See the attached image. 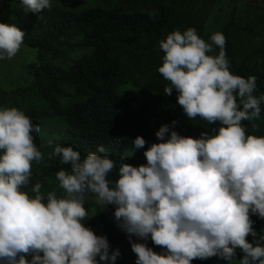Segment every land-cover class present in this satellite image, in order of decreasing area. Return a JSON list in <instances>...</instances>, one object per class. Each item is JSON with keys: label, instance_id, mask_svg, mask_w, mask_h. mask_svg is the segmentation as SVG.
I'll return each mask as SVG.
<instances>
[{"label": "clouds", "instance_id": "obj_1", "mask_svg": "<svg viewBox=\"0 0 264 264\" xmlns=\"http://www.w3.org/2000/svg\"><path fill=\"white\" fill-rule=\"evenodd\" d=\"M21 3L25 13L52 7L50 0ZM24 37L15 25L0 23V60L12 59ZM210 41L192 27L170 32L159 42L158 72L170 83L165 96L175 90L190 120L200 117L217 126L192 138L174 130L178 120L162 125L155 133L161 142L143 153L146 164L133 166L118 157L113 183L107 177L116 162L103 145L81 158L73 147L57 144L49 159L70 165L56 173L63 195H45L40 182L24 190L32 163L43 160L32 135L40 127L15 107L0 108V264H115L119 249L110 252L107 237L82 223L88 216L86 193L103 206L114 205L117 225L130 237H150L165 250L158 254L130 239L135 264H191L214 256L233 264L237 249L243 253L239 264H264V234L251 219H264V136L246 134L242 124L259 118L264 93L254 95V75L230 71L222 33H213ZM214 46L219 52L211 55ZM145 143L141 136L133 141L137 149Z\"/></svg>", "mask_w": 264, "mask_h": 264}, {"label": "trees", "instance_id": "obj_2", "mask_svg": "<svg viewBox=\"0 0 264 264\" xmlns=\"http://www.w3.org/2000/svg\"><path fill=\"white\" fill-rule=\"evenodd\" d=\"M54 1L63 6L72 3L80 9L52 6L51 10L33 14L25 13L21 0H2L9 25L23 31V44L36 50V60L27 65L32 80L11 90L0 88V108L15 107L40 127L32 135L44 160L33 173L31 187L46 177H56L61 169L70 170V165L61 164L59 157L49 159L48 154L57 144L73 147L81 158L103 145L109 158L116 162L107 177L113 183L118 179V157L125 156V163L133 166L146 164L143 153L152 143L161 142L155 133L162 125L178 120L174 130L192 138H199L201 132L217 126L200 117L190 120L177 103L175 90L165 96L164 88L170 83L158 72L163 56L159 42L170 32L192 27L202 39L211 42L210 35L202 33L208 11L198 7L203 0ZM153 10L158 15L148 14ZM232 24L231 19L222 29L230 71L245 78L254 75L257 78L254 95L258 96L264 93V46L236 57L232 50ZM258 24L264 28V14L260 20L248 22L244 29L250 32ZM214 49L211 55L218 54L219 49L215 46ZM122 83L147 89L155 96L124 99L116 91ZM261 108L259 118L242 121L246 134L264 136V105ZM137 136L146 141L144 148L134 147ZM48 140L53 141L52 147L47 145ZM55 192L63 195L62 191ZM114 211V205H106L98 216H87L82 221L96 235L107 237L110 252L127 240V233L117 225ZM251 219L253 228L264 234V219L258 215H251ZM247 239L252 242L253 237ZM236 252L239 263L243 253L240 249ZM115 264H123L121 252ZM193 264L224 262L214 256L193 260Z\"/></svg>", "mask_w": 264, "mask_h": 264}, {"label": "rangeland", "instance_id": "obj_3", "mask_svg": "<svg viewBox=\"0 0 264 264\" xmlns=\"http://www.w3.org/2000/svg\"><path fill=\"white\" fill-rule=\"evenodd\" d=\"M51 5L73 10L80 9V6L76 7L72 3L63 6V4L54 0L51 1ZM198 7H205L208 10L207 15L204 17L202 22V33L205 35L211 36L215 32L222 33L224 25L232 19V50L236 57H241L247 54L250 50L264 46V28H261L262 24L253 26L250 32H247V29H244V26L248 22L258 21L261 19L262 14H264V0H203L201 5ZM196 9L197 7L193 10V12H196ZM0 23L9 25L4 14L2 0H0ZM35 60L36 50L23 43L20 50L12 59L0 60V88L11 90L29 83L32 80V74L29 72L27 65ZM116 91L119 96L124 99H127L130 96H142L146 98H153L155 96L154 92L133 86L129 83L119 84ZM38 150L40 149L38 148ZM43 160L41 162H43ZM39 164H36L35 162L32 163V176L30 178V184L28 188L24 190L30 192L31 183L34 177L33 173L38 170ZM40 183L42 184L41 191L45 193V195L50 191H62L58 187L56 177H46L40 181ZM84 207L88 211V216H98L104 208L103 205L97 203V198L92 193H86ZM126 239L125 244H121L119 246V251L123 255V264H135L136 262V254L131 250L130 239L136 242L145 243L147 247L152 248L153 251L158 254L165 251L160 246H156L151 241L150 237L148 240L144 241L135 236L130 237L129 234H127ZM27 258L31 259L30 256ZM222 262H224V264H231L230 261L224 259H222ZM191 264H193V261ZM233 264L239 263L234 260Z\"/></svg>", "mask_w": 264, "mask_h": 264}]
</instances>
